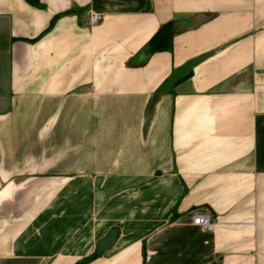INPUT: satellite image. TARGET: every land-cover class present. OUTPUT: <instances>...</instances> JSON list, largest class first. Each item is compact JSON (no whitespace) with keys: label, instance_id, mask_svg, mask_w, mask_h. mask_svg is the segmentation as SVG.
Masks as SVG:
<instances>
[{"label":"crops","instance_id":"1","mask_svg":"<svg viewBox=\"0 0 264 264\" xmlns=\"http://www.w3.org/2000/svg\"><path fill=\"white\" fill-rule=\"evenodd\" d=\"M95 254L264 264V0H0V264Z\"/></svg>","mask_w":264,"mask_h":264},{"label":"trees","instance_id":"2","mask_svg":"<svg viewBox=\"0 0 264 264\" xmlns=\"http://www.w3.org/2000/svg\"><path fill=\"white\" fill-rule=\"evenodd\" d=\"M178 29H179V24L177 25L173 22L163 25L162 28L160 30H158L152 36V38L150 39V41L148 42V44L144 50L147 53L148 57H149V55L153 54L154 52H162V51L172 50L173 41H174V34L178 31ZM191 75H192V71L188 70L187 72H185L183 74H179V76L170 77L163 84H167L168 88H170L172 86L175 87L177 84H179L181 81H184L185 79L189 78ZM162 87H163V85H162ZM97 257H99V255L95 254L94 256L85 258V260H82L81 262H77V264H88L90 261L96 259Z\"/></svg>","mask_w":264,"mask_h":264},{"label":"built area","instance_id":"3","mask_svg":"<svg viewBox=\"0 0 264 264\" xmlns=\"http://www.w3.org/2000/svg\"><path fill=\"white\" fill-rule=\"evenodd\" d=\"M87 22L90 27H96L100 23L104 22V15L99 12H91L87 16ZM194 225L201 227L206 231H212L215 227V220L209 211H199L194 216Z\"/></svg>","mask_w":264,"mask_h":264},{"label":"water","instance_id":"4","mask_svg":"<svg viewBox=\"0 0 264 264\" xmlns=\"http://www.w3.org/2000/svg\"><path fill=\"white\" fill-rule=\"evenodd\" d=\"M146 53V52H144ZM168 89V85L167 84H163V87L158 90L153 99H152V106L155 104V102L157 101L158 97L163 94V92ZM118 229H112L107 235L106 237H104L103 239H101V241L98 244L97 247V252L98 253H102L104 251H106L107 249L113 247L117 241L118 238Z\"/></svg>","mask_w":264,"mask_h":264}]
</instances>
